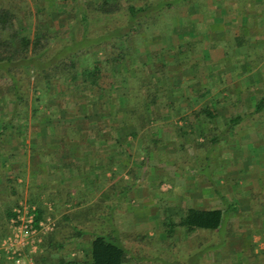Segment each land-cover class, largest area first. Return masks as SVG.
<instances>
[{"label": "rangeland", "instance_id": "1", "mask_svg": "<svg viewBox=\"0 0 264 264\" xmlns=\"http://www.w3.org/2000/svg\"><path fill=\"white\" fill-rule=\"evenodd\" d=\"M147 1L155 0H121L124 8L129 2L142 4ZM96 2L97 0H0V9L9 11L13 16V22L11 21L12 23L7 27L12 25L16 29H25V33L31 37L45 34L56 36L55 39H62L56 40L55 49L63 45L60 42H65L64 38L71 36L74 26L78 25V34L85 30L82 15L86 11L90 17L94 16L96 19V21L92 19L90 28L92 31L89 33H97L101 30L100 27H105L98 22L99 20L97 21L98 15L94 11ZM217 2L223 5L229 2L238 6L243 5L250 9L245 14V20L256 19L253 9L255 5H258L257 0H178L173 7L161 11L155 22L149 21L142 24L141 34L131 36L132 38L129 37L122 40L121 44L119 43L122 47L131 46L134 49L127 55L126 60L117 65L118 69L114 72L104 65L107 46L103 47L104 49L92 50L82 57L80 65L83 68L87 65L90 68L92 64L102 66L101 74H98L97 78L103 89L95 85L86 86V88L83 85L70 87L54 79L49 86L50 93L47 96L51 107L46 108L42 102L37 104L38 101L31 97L29 103L32 108L37 107L39 111H44V114L38 117L33 113L29 114L27 119H16L15 123H18L19 128L4 135L0 134V241L13 231L15 209L20 203L36 205L37 210L40 206L45 209V214L40 221L33 224V228L37 231L30 233L26 237L25 244L21 245L24 255L22 264H35L33 255L46 253L47 250L42 243L45 237L55 229L52 222L63 223L60 226L61 229L54 232V238L65 240V247L62 250L53 249L51 254L54 259L59 256L60 251H63L64 256L84 264L91 239L95 236L97 228L105 225L98 216L105 211L107 204L115 207L114 220L119 227L121 239L132 250L134 256L126 264H164L162 259L165 260L167 256L174 257L168 253L170 251L179 259L172 261V264H186L189 260L190 263L196 264L200 260L201 252L193 249L203 242L212 241L217 237L216 231L206 229L188 232L186 228L176 226V231L172 236H168L167 230L171 221L179 222L190 206L195 208L198 205L200 193L194 191L196 182L190 187L184 185L185 182H192L196 178L194 176L196 172L199 176L200 174L209 175V172L213 173L215 170V173H218L220 169L212 168V164L218 163L214 153L209 159H205L207 152L210 153L209 149L213 146L210 141L208 142L213 127L208 134L195 133L194 130L190 133L179 113H173L171 122L163 124L164 115L168 116V113L161 110L162 103L169 98L166 95L163 96L164 85L160 78L162 66L158 61L160 56L157 46H161L160 39L164 35L172 33L178 21L185 23L184 21L189 19V15L186 14L188 11L199 10L206 22L209 17L208 6ZM239 12L240 15L244 13ZM248 13H250L249 17H247ZM114 15L116 19L121 17L120 13ZM257 18L264 21V14H260ZM199 25L204 27L206 23ZM222 31L227 29L222 28ZM243 31L242 39L247 38L248 42L251 41L249 33L250 36L252 33L249 28H244ZM7 32L8 29L2 30L0 26V34ZM226 44H228L226 47H232V42ZM259 44L263 48V44ZM30 77L28 86H33L34 77ZM93 79L94 77L91 76L90 80ZM108 88L110 91L104 92ZM40 91L41 89L35 95H41ZM147 91H157V94L162 96V100L156 105L136 104L141 108L145 105L147 116L152 115L147 124L136 133L137 126L131 113L136 103L133 100L141 94L145 97ZM102 93L105 96H103L104 99L101 98ZM30 94L33 96L34 87L31 88ZM127 94L133 97V103L124 98ZM8 95L7 89L0 86V131L3 117L13 109L14 101ZM115 95L119 96L116 100L113 97ZM54 105H61L62 111L60 116L57 115L58 117L53 114L57 108ZM191 116L195 117L194 114ZM261 116L254 119L251 130L257 125L264 127V113ZM253 117L249 115L246 120ZM53 121H58L60 130L63 131L59 134L60 136L47 134L50 129L47 122ZM181 121L184 122L183 125ZM80 124L82 126H79ZM257 130L258 128L253 131ZM243 136L240 135L235 139L234 147L237 149L244 146L246 153L251 156L250 160L246 161L251 169L257 164L264 168V139L262 141L259 136L257 140L244 144ZM52 139L58 140L54 142V146L51 145ZM186 140H190L191 143H187ZM74 146L80 150L73 153L70 148ZM104 151L108 156L113 155L114 152L120 154V160L122 159L123 163L122 171L125 173L123 176H120L123 173L120 172L118 176L108 177L105 202L102 195L95 191L87 195L83 194L90 198L76 203V200L70 199L72 189L76 188V185L68 183L69 177L65 173L69 168L85 171L89 168L87 164L91 153L97 158L103 155ZM200 152H202L200 157H195ZM113 163L114 160L108 163L107 167L112 168ZM56 171L62 174L58 177L51 176ZM240 180L245 181L242 177L238 183ZM128 182L131 183L132 188L127 191V196L123 198L120 195L115 196L114 192L119 193L118 189L123 190ZM213 182H217V179L215 178ZM246 183L248 182H245L243 186L239 184L235 186L234 193L249 190L251 185ZM206 184L208 186L201 190L203 193L204 190L212 189L210 182ZM221 190L227 197L229 192L224 188ZM188 193V197L192 200L196 198V203L185 199ZM234 193L229 196V199L232 197V203L235 205L239 202V198L233 197ZM200 201L205 202L203 198H200ZM258 201V199L254 200V202ZM140 202L143 205H140ZM146 205H148L147 208H144L143 206L146 207ZM67 215L71 218L70 221L66 220ZM232 218L237 226V218L235 216ZM40 222H43L44 226H40ZM74 223L83 229L79 228L81 234L74 235L78 231L73 230ZM52 248L54 247L51 246L48 249ZM157 250L161 251L153 253ZM191 250H193L192 253ZM142 256L145 258L143 259ZM203 261V264H212V255L208 251ZM0 264H16V262L8 257L5 251L0 250Z\"/></svg>", "mask_w": 264, "mask_h": 264}, {"label": "crops", "instance_id": "2", "mask_svg": "<svg viewBox=\"0 0 264 264\" xmlns=\"http://www.w3.org/2000/svg\"><path fill=\"white\" fill-rule=\"evenodd\" d=\"M257 1L258 5L254 4L253 9V15L256 16L254 21L245 20V14L250 10L249 8L231 2L226 5L220 2L210 3L211 6L207 9L209 17L206 22L199 10L192 9L188 11L189 14L186 13L189 19L184 21L185 23L178 21L172 33L160 39L161 46L156 44L157 48L159 47L158 61L162 66L160 78L164 85L163 96L166 95L169 98L162 103L161 110L168 113V116L164 115L163 124L171 122L173 113H179L187 130L189 128L188 132L191 133L194 130L195 133L201 132L204 135L208 134L213 127L208 142L210 141L213 145L214 139H218L217 143L209 149L210 153L207 152L205 159H209L214 153L218 163L212 164V168L221 170L219 169L218 173H215V170L213 173L209 172V175L200 174L203 177L196 172L194 174L196 178L184 184L188 187L195 182L197 184L194 191L200 193L199 202L196 198L192 200L188 197L189 193L185 196V199L192 200V203L197 202L198 205L195 208L226 209L227 203L232 205V209L227 214V225L223 232L227 241L219 249L208 250L212 255V264H264V168L257 164L251 169L246 163L251 156L246 153L244 146L237 149L234 147V141L240 135H244L242 138L244 144L257 140L259 136L262 141L264 139L262 125H257V131H253L256 128L251 130L254 119L260 118L264 113V106L261 109L259 107L261 103L264 105V21L257 18L260 14H264V0ZM239 11L244 13L240 15ZM249 15L250 13L247 17ZM204 23L206 25L200 27L199 24ZM222 28H226L227 31H222ZM244 28H249L252 33L251 36L249 33V37L252 38L249 42L247 38L242 39ZM229 42H232V47H226L228 45L226 43ZM259 43L263 44V48ZM249 115L254 117L246 120ZM235 117H241V120L234 124L232 120ZM184 122L181 121V125ZM47 125L51 129L47 134L51 136H60L59 134L63 132L60 130L58 121L47 122ZM239 129L242 130L239 131ZM251 137H253L252 140ZM55 141L58 140H54L52 146L55 145ZM186 141L191 143L190 140ZM70 150L74 153L80 149L74 146ZM201 154L202 152L195 157L198 158ZM120 157L117 152L108 156L104 151L103 155L97 158L91 153L88 157V169L83 171L79 168L75 170L69 168L65 173L70 179L68 183L76 185V188L72 189L70 199L76 200V203L84 202L90 196L85 197L83 194L98 191L105 202L108 177L118 176L120 172H123ZM112 160H114V166L108 168V163ZM60 174H62L60 171H56L51 176L58 177ZM242 177L245 181L240 180L238 183ZM215 178L217 182H213ZM206 182L213 185L210 184L213 190H204L203 193L201 190L208 186ZM245 182H248L246 185H251L250 189L234 193L233 188L238 184L243 186ZM221 188L229 192L227 197ZM118 190L122 191L121 188ZM116 193L114 192L115 196H117ZM233 193L235 194L233 197L239 198V202L235 205L232 203V197L229 199ZM200 198H203L205 202H201ZM256 199L259 201L254 202ZM140 205H143L142 202ZM147 206L143 207L147 208ZM232 216L237 218V226ZM245 220L248 222L245 223ZM197 248L193 250L197 251ZM168 253L174 256L169 258L168 263L179 260L176 254L173 255L171 251ZM162 262L167 263V258L162 259ZM196 264H203V256Z\"/></svg>", "mask_w": 264, "mask_h": 264}, {"label": "trees", "instance_id": "3", "mask_svg": "<svg viewBox=\"0 0 264 264\" xmlns=\"http://www.w3.org/2000/svg\"><path fill=\"white\" fill-rule=\"evenodd\" d=\"M189 1V0H179ZM178 0H155L154 2H146L142 4L127 3L124 8L121 0H97L94 11L97 12V21L105 27H100L101 30L97 33H89L92 31V19L96 21L95 17H90L88 12L82 15L84 29L81 34H78L77 26L71 31V36L64 38L65 42H60L63 45L54 49L57 45L56 36H47L45 34L31 37L25 33V29H16L11 24L13 16L9 11L0 9V26L2 30L8 32L0 34V86L7 89L8 96L14 101L12 111L3 117L0 134L4 135L11 132L13 129L19 128L16 119H27L29 114H36L40 117L44 111H39L37 107L32 108L30 105L31 97L37 104H44L46 108H50L48 102V94L53 80H60L68 86H103L100 84L97 76L101 74L102 66L100 64H92L91 67H81L82 57L90 53L92 50H99L107 46V57L104 60V65L112 72L118 69L117 65L126 60L127 55L130 54L131 46L122 47L121 41L129 37L141 34L142 24L156 21L157 15L170 7H173ZM120 13L121 17L116 19L114 14ZM96 15V16H97ZM100 15V16H99ZM12 21V22H11ZM132 36V37H131ZM139 39V38H138ZM120 43V44H119ZM104 49V48H103ZM109 53V54H108ZM96 55V53H95ZM126 67V66H125ZM34 77L33 86H28L31 77ZM94 77L90 80V77ZM100 84V85H99ZM34 87L33 96L30 94L31 88ZM136 89V87H133ZM132 88V89H133ZM41 95H35L40 90ZM111 89V87H110ZM110 89H106L110 91ZM134 89V90H135ZM101 96V95H100ZM103 93L101 98L104 99ZM145 97H136L133 101L136 102L132 108L133 119L137 126V131L141 130L151 117L147 116L146 106H136V104L156 105L162 100V96L157 94V91H147ZM159 96V97H158ZM116 100L119 96H113ZM142 97V98H141ZM128 102L133 103L129 94L124 97ZM114 100V101H115ZM57 106V105H54ZM264 105L260 104V109ZM61 105H58L53 114L56 116L61 114ZM41 114V115H40ZM110 115V114H109ZM35 116V115H34ZM53 116V115H52ZM51 116V117H52ZM55 117V116H53ZM58 117V116H57ZM110 117H112L110 115ZM241 117H235L232 123H237ZM218 141L214 139L213 145ZM132 188L131 184L127 183L123 190L117 193V196L122 198L127 194V191ZM232 209V205L227 203L226 209L222 208H188L184 215L181 216L179 222L171 221L168 224L167 235L172 236L176 231V226L184 227L188 232H196L200 230L216 231L217 237L212 241L203 242L197 248L201 252V257L205 252L212 249L221 248L226 240V235L223 233L227 225V214ZM14 214V213H13ZM45 214V209L40 206L37 210L35 222L38 223ZM115 207L107 204L105 211L99 214V219L105 222L104 226L97 228L95 236L90 241V246L86 253L84 264H126L132 257V250H130L122 241L119 227L115 220ZM67 221L71 218L67 215ZM70 224V223H67ZM63 225L60 222H54L55 229L49 233L44 241L43 246L46 248V253H35L33 255L35 264H79L75 259H70L64 256L63 251L59 252V256L54 259L52 256L54 250H62L65 247L63 238H54V232L61 229ZM65 226V225H64ZM70 226V225H69ZM82 229L77 223L73 224V230H78L76 234H81ZM83 230V229H82ZM73 235V233H72ZM54 247L48 249L49 247ZM170 249V247H169ZM193 252V251H192ZM144 259L145 257L142 256ZM167 258V263L170 264ZM204 262V261H203ZM172 264V263H171ZM186 264H191L190 261Z\"/></svg>", "mask_w": 264, "mask_h": 264}, {"label": "built area", "instance_id": "4", "mask_svg": "<svg viewBox=\"0 0 264 264\" xmlns=\"http://www.w3.org/2000/svg\"><path fill=\"white\" fill-rule=\"evenodd\" d=\"M36 205L29 203H20L15 209L16 217L13 231L0 241V250L5 251L8 257L13 258L16 264H22L24 255L21 251V245L25 244L26 237L37 229L33 228L36 217ZM54 225V222L51 223ZM40 226H44L40 222Z\"/></svg>", "mask_w": 264, "mask_h": 264}]
</instances>
